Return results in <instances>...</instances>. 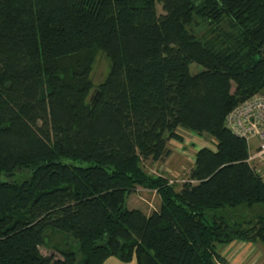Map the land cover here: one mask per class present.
<instances>
[{"label":"trees","instance_id":"trees-1","mask_svg":"<svg viewBox=\"0 0 264 264\" xmlns=\"http://www.w3.org/2000/svg\"><path fill=\"white\" fill-rule=\"evenodd\" d=\"M263 90L264 0H0V175L29 174L0 182V264H230L219 246L264 244V176L225 125ZM179 130L216 151L177 191L143 163ZM138 188L160 209L129 210Z\"/></svg>","mask_w":264,"mask_h":264},{"label":"rangeland","instance_id":"rangeland-1","mask_svg":"<svg viewBox=\"0 0 264 264\" xmlns=\"http://www.w3.org/2000/svg\"><path fill=\"white\" fill-rule=\"evenodd\" d=\"M99 59L100 60L97 63L96 73H95L96 80H100L101 77L104 76L106 72V63L104 58L100 57ZM190 71L193 75H195L203 71V68L193 64L190 67ZM178 132L184 137L186 141L181 144L175 141L173 142L171 141L168 144V148L172 151V157L170 160L168 157V158H164L159 162L147 160L143 163V167L147 173L153 176H157V177L162 176L164 178H167L168 180H170V184L176 185L177 191H179L182 187V184L188 180L190 171L195 164L196 154L201 149V147L216 151V147H215L216 143L211 136L209 135L198 136L195 133H191L185 130H179ZM257 139L258 140L253 141L252 139L250 141L249 148L251 152L254 153L255 156L260 157L261 151L258 149L260 148V144L262 140H260L259 138ZM64 162L68 163L69 161L65 160ZM28 177L29 174L27 173L25 174L16 173L13 178H9L6 175H0V182H5L12 179L22 181ZM144 190L145 189L143 188H138L136 190V192L129 198L127 202V208L129 210H135V209L142 210L145 212V214L150 215L155 210L160 209L161 206L160 199L155 193L146 192ZM241 209H238L235 212H238ZM262 212H264V206H257L252 208L249 213L256 215ZM57 240H61V238L52 237V240L48 243V245L50 246L53 245L54 243H57ZM252 246L253 248L250 247L252 250L248 248L246 249L245 245L241 246L239 247L238 252L235 253L234 255H233L234 251L228 249L229 246L228 247L219 246V251L222 255L224 254L223 256L226 259H228V261L231 258V261H229L230 264H234L233 259L234 260L238 259V262H241L240 264H264V244L256 243V244H252ZM41 250L44 255L47 256L52 255V252L45 248ZM109 260H108L109 262L107 261L108 263L106 262L105 264H137L136 259L127 263L120 262L116 258H111Z\"/></svg>","mask_w":264,"mask_h":264},{"label":"built area","instance_id":"built-area-1","mask_svg":"<svg viewBox=\"0 0 264 264\" xmlns=\"http://www.w3.org/2000/svg\"><path fill=\"white\" fill-rule=\"evenodd\" d=\"M225 125L235 136L245 139L248 147L252 139L262 140L258 149L261 156H255L249 148V162L263 174L261 166L264 165V90L231 112L226 118Z\"/></svg>","mask_w":264,"mask_h":264},{"label":"crops","instance_id":"crops-1","mask_svg":"<svg viewBox=\"0 0 264 264\" xmlns=\"http://www.w3.org/2000/svg\"><path fill=\"white\" fill-rule=\"evenodd\" d=\"M255 140H258L257 138H255V139H253V141H255ZM186 141V140H185ZM173 142V141H172ZM253 146V145H252ZM201 149H202V147H201ZM171 157H172V154H171V156L169 157V160L171 159ZM261 170H262V173H264V165H262L261 166ZM144 191H146V192H153V193H155L158 197H159V199H160V205H161V198H160V196L155 192V191H149V190H144ZM142 211V210H141ZM155 211H157V210H155ZM144 212V211H143ZM145 213V212H144ZM245 245V248L247 249H250V250H252L251 248H253V246H252V244H250V243H240V244H237V243H234V244H232V245H230L229 246V250L231 249L232 251H234V253H233V255L235 254V253H237L238 252V249H239V247H241V246H244ZM251 247V248H250ZM224 255V254H223ZM254 255V254H253ZM228 260V259H227ZM110 261V260H109ZM108 261V262H109ZM111 261H113V260H111ZM229 261H231V258L229 259ZM228 261V262H229ZM107 262V263H108ZM233 263L234 264H240L241 262H238V259L237 260H234L233 259Z\"/></svg>","mask_w":264,"mask_h":264}]
</instances>
